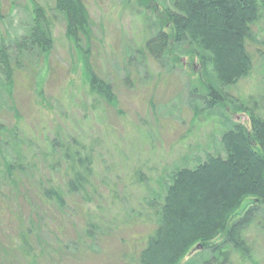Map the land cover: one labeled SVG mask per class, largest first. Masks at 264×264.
<instances>
[{"label":"rangeland","instance_id":"1","mask_svg":"<svg viewBox=\"0 0 264 264\" xmlns=\"http://www.w3.org/2000/svg\"><path fill=\"white\" fill-rule=\"evenodd\" d=\"M37 1L54 5V0ZM82 1L92 23L90 44L83 39L78 48L70 41L63 16L55 13L52 49L21 55L18 69L13 59L9 80L0 72V138L5 140L0 169L4 159L17 161L25 168V181L46 178L62 186L63 170L57 164L55 170L49 169V154L59 155L60 141L78 139L91 146L96 197L90 207L84 206L81 195L69 200L78 209L67 219V256L61 258L54 249L47 264H138L147 236L158 225L157 217L147 220L149 201L163 202L175 170L194 168L207 154L224 156L221 138L230 127L229 118L249 124L247 113L234 110V103L264 95V0H258L261 17L251 25L253 40L247 42L250 70L231 83L213 64L203 63L192 44H173L160 61L145 50L159 28L168 30L161 26L162 12L167 7L174 10L175 0ZM14 4L4 0L0 24V37L9 43L32 22L29 0ZM88 71L111 85L115 103L99 90L91 91ZM209 83L223 96V103L213 109L206 103ZM2 200L10 212L17 210L12 204L18 196ZM7 209L0 211V264L15 260L8 247ZM88 209L99 215L98 231L108 234L75 249L73 242L84 239ZM259 209L257 219L244 231L253 244L245 256L228 245L225 259L209 243H197L178 264H264V205ZM181 224L177 221L175 226Z\"/></svg>","mask_w":264,"mask_h":264},{"label":"trees","instance_id":"2","mask_svg":"<svg viewBox=\"0 0 264 264\" xmlns=\"http://www.w3.org/2000/svg\"><path fill=\"white\" fill-rule=\"evenodd\" d=\"M29 2L32 10L29 30L10 43L0 37V72L8 76V80L13 71L10 66L13 59L16 69L21 55L43 54L52 49L55 13L63 16L65 36L78 48L83 39L90 44L93 38L90 14L82 0H54L53 6L37 0ZM174 7V10L164 8L162 12L161 26H168V30L167 27L159 28L145 44V50L154 60L160 61L173 49V44H192L193 49L200 51L203 63L213 64L227 77L228 83L250 70L252 61L247 42L253 40L251 25L261 17V2L175 0ZM10 8L14 7L10 4ZM3 10L4 0H0V24ZM88 77L91 91L99 90L111 104L115 103L109 83L99 80L90 71ZM207 91L208 109L223 103L222 94L213 84H208ZM234 110L247 113L249 124L236 123L229 118L230 127L221 138L225 155L207 154L194 168L175 170L163 202L158 205L156 198L149 201L147 220L151 221L150 216L157 217L158 225L147 236L146 246L138 255V264H178L197 243H209V247L224 256L229 253L224 246L229 245L230 250L240 252L241 256L252 248L244 231L257 219L259 207L264 205V95L234 103ZM2 131L0 125V133ZM4 143L0 138V147ZM58 154L57 157L49 154V169L55 170V164L61 167L65 177L62 186L46 178L38 182L36 179L25 181L23 164L4 159L3 169H0V200L6 196L11 201L13 196H18L16 206L12 204L18 211L10 212L0 202V211L7 209L6 214L11 219L7 238L15 258L13 264H47L52 261L54 249L62 253L61 258L67 256L68 244L64 241L67 219L72 210L78 209L73 208L74 201L71 205L69 200L81 195L84 206L90 207L94 202L92 147L78 139L67 143L60 141ZM84 213L86 221L81 232L84 239L73 242L75 249L84 248L89 240L96 241L108 234L98 231L97 213L89 209ZM177 221L182 224L175 226ZM216 238L221 242L214 243ZM52 242L56 243L50 246ZM48 247L51 248L47 252Z\"/></svg>","mask_w":264,"mask_h":264}]
</instances>
